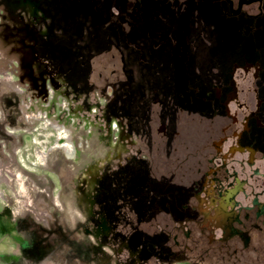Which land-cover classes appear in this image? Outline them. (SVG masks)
<instances>
[{
	"label": "flooded vegetation",
	"instance_id": "af4514ba",
	"mask_svg": "<svg viewBox=\"0 0 264 264\" xmlns=\"http://www.w3.org/2000/svg\"><path fill=\"white\" fill-rule=\"evenodd\" d=\"M33 1L17 3L30 11ZM94 1V10L103 6ZM105 2L116 12L101 8L103 29L79 37L91 43L81 46L71 66L87 81L90 61L111 51L119 55L121 76L110 82L121 85L129 142L111 150L117 158L136 157L143 199L173 226L161 230L156 257L264 264V0ZM112 20L122 28L113 30ZM194 116L203 121L199 145L188 183L178 184L166 168L179 122ZM89 170L90 178L95 170Z\"/></svg>",
	"mask_w": 264,
	"mask_h": 264
},
{
	"label": "rangeland",
	"instance_id": "374dc122",
	"mask_svg": "<svg viewBox=\"0 0 264 264\" xmlns=\"http://www.w3.org/2000/svg\"><path fill=\"white\" fill-rule=\"evenodd\" d=\"M105 1L94 10V0H34L28 11L0 0V264H188L156 257L161 230L173 226L143 199L136 157L111 150L129 142L121 85L110 82L121 76L117 51L90 61L87 81L71 66L91 43L79 37L116 12ZM202 123L194 116L178 124L166 168L178 184L189 181ZM63 127L73 159L51 150Z\"/></svg>",
	"mask_w": 264,
	"mask_h": 264
},
{
	"label": "bare ground",
	"instance_id": "6f19581e",
	"mask_svg": "<svg viewBox=\"0 0 264 264\" xmlns=\"http://www.w3.org/2000/svg\"><path fill=\"white\" fill-rule=\"evenodd\" d=\"M59 138L60 139H58V142L54 146H52L51 150H62V152L64 153L67 159H73L75 155V150L70 143L69 135L64 129V127L62 128V131L59 134ZM0 170H1V165H0ZM9 174L11 173L9 172ZM2 179L3 177L0 176V180Z\"/></svg>",
	"mask_w": 264,
	"mask_h": 264
}]
</instances>
